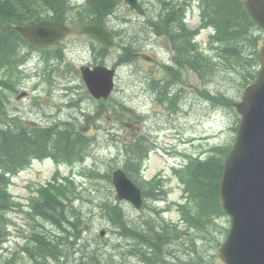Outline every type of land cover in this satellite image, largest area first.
<instances>
[{
	"label": "rangeland",
	"instance_id": "374dc122",
	"mask_svg": "<svg viewBox=\"0 0 264 264\" xmlns=\"http://www.w3.org/2000/svg\"><path fill=\"white\" fill-rule=\"evenodd\" d=\"M73 1L70 0L71 8H74L72 13L76 15L77 11L84 9V0H79L80 4ZM146 1L147 18L154 13L150 3L156 0ZM192 2L195 3V0ZM40 4L44 8V2L39 1L37 5ZM128 8L124 2L114 8L113 14L107 18V25L117 32L122 31L124 41L130 40L134 48L133 59H130L132 63L116 66V88L110 105L96 101L82 76L76 75L75 71H66L57 59L47 65L48 61L38 50L27 54L25 63L17 68L18 74L14 75L18 79L15 76L7 77L11 82H16L17 92L0 86L10 112L25 121L43 126L55 121L76 120L78 126L94 139L84 161L57 163L51 159L35 160L29 168L13 177L10 191L14 194L16 206L9 213L11 234L6 242L0 244V264H96L94 257L102 264H151L145 262L140 257L141 253L137 252V226L146 230L152 225L162 231L159 236L165 239L166 245L163 254L167 253L170 260L173 257L176 260L180 257L193 260V257L214 255L219 242L225 239L230 226L226 216L214 218L216 214H209L204 215L202 220L192 219L191 223L185 220L179 206L180 202L185 204L189 201L183 177L191 154L195 159H205L214 153L215 148L232 147L237 134L235 126L240 120L237 108L218 104L205 91L224 93L230 99L239 101L249 82L245 83L244 77L224 63L214 44L208 43V31L201 30L197 33L195 45L217 65L208 68L210 73L204 79L193 70L183 68L179 74L182 78L176 84L180 105L177 109L170 108L158 91L159 82L172 76L168 64L172 56L168 41L165 36L146 30L141 25L144 18L129 12ZM187 19L188 29L194 31L200 19L192 18L190 12ZM256 29L261 35L260 47L264 32ZM247 43L242 44L244 58L241 62L245 66L248 60L253 61L252 47ZM183 45L187 48L185 39ZM121 48L120 43L111 46L104 62L111 66L117 64ZM97 49L88 36L79 34L69 36L64 44L66 59L74 68L98 64L96 56L101 55ZM137 52H141V55ZM2 73L13 74L7 69L0 70V75ZM68 87L72 89L68 90ZM21 92H28L29 95L17 99ZM116 99L129 107L114 108ZM101 105L105 106L103 114H97V108ZM140 114L143 116L139 117ZM139 134H146L152 142L144 169L140 170L139 183L148 186L150 181L156 180L163 188L162 196L159 199L146 198L145 207L141 210H136L127 200L118 201L126 215H121L120 221L117 218L113 221L111 213L117 190L110 177L114 170L123 167V139L131 140ZM58 170L66 179L61 177L58 181L66 182L67 191L73 196V200L70 197L72 203L66 205H74L83 215L80 227L84 237L81 236L75 243L72 242L73 237L69 238L62 245L60 260L50 258L44 261L40 258L36 261L26 252V247L31 245L27 243L25 235L33 233L34 226H39L37 230L40 232L56 235L58 228L61 229L62 223L66 222L61 214L57 216L60 222L56 223L53 219L43 218L35 207H30L33 203L31 197L38 195L36 189L47 183ZM225 226L227 230L223 233L221 228ZM196 249L200 253L195 252ZM147 251L151 261L154 251ZM7 257L12 261L8 262Z\"/></svg>",
	"mask_w": 264,
	"mask_h": 264
},
{
	"label": "trees",
	"instance_id": "16d2710c",
	"mask_svg": "<svg viewBox=\"0 0 264 264\" xmlns=\"http://www.w3.org/2000/svg\"><path fill=\"white\" fill-rule=\"evenodd\" d=\"M39 1L44 2L37 5ZM100 1V3H99ZM92 0L90 9L84 13H79L74 21L78 22L87 18V15H100L111 5L112 2L121 0ZM206 18L209 17L216 28V33L212 37V43L215 50L219 52L225 64L230 65L242 77L245 83L251 82L256 77V72L260 64L259 43L261 35L257 33L256 27L261 30L249 14L244 0H205ZM115 5V3H114ZM71 8L67 0H0V70H10L13 74L2 73L0 76V86L9 88L11 91L17 90L16 82H11L7 77L18 74L17 68L25 63L27 54L22 53L24 45L30 48L38 47L29 42L16 30V24L35 22L44 17L58 18L65 20L68 9ZM107 13V12H106ZM105 14L101 15L104 16ZM100 16V17H101ZM92 17V16H90ZM187 48L183 41L175 42V65H170L171 78L159 82L158 91L164 97L165 103L170 108H177L178 97L172 90V83L181 80L179 76L181 70L185 67L196 72L201 79L207 77L208 68L217 65L211 58V62L206 53L200 51L190 31ZM173 39V38H172ZM175 41V38L173 39ZM243 42H249L252 47L253 61L248 60L247 66L242 64L244 58L242 53ZM127 56L133 59L132 44L124 46ZM46 55H53L52 50L44 47ZM59 55H63L61 52ZM233 59V60H232ZM62 60V59H60ZM130 60V61H131ZM221 65L223 66L222 62ZM250 66V67H248ZM247 67V68H245ZM17 76H15V79ZM18 79V78H17ZM207 96L213 101L226 105L234 106V100L226 94H212L205 91ZM3 91L0 89V244L7 241L11 234L9 231L11 219L9 213L16 206L14 196L9 190L12 176L17 174L23 168L28 167L34 158L53 157L57 162L74 163L85 158L92 139L85 130L78 126L79 123L73 121L53 122L50 125H35L25 121L22 117L15 115L8 109V102L3 97ZM163 102V101H162ZM120 103V102H117ZM123 107V106H122ZM104 106L97 109V114H102ZM237 130V126H235ZM235 130V129H234ZM150 138L142 135L133 137L131 140L122 142L123 168L129 176L140 181L139 175L143 163L150 150ZM231 147H218L214 153L204 159H192L187 165L184 175L186 198L188 203L182 204L181 210L186 221L191 223L193 220H202L204 215L216 214L214 218L227 216L224 210L221 194L220 182L223 175L224 163ZM111 180V178H110ZM152 180L148 186L139 183L143 189L146 198L159 199L162 187L159 182ZM69 191L66 184L55 186V190L50 188H41L39 196L32 199L31 208L39 212L43 218L53 219L54 222H60L57 218L59 214L66 220L61 225L56 235H49L47 232H40L33 228L34 232L25 235L31 246L26 247V252L36 261L43 258L44 261L50 258L60 260L62 245L74 238L73 243L82 236L81 218L82 214L74 206H67L70 201ZM106 205V204H104ZM70 208V210H68ZM111 215L114 220L120 221L123 213L112 207ZM68 210V211H66ZM61 217V218H62ZM36 227V226H34ZM221 228L222 232L227 229ZM177 230V229H174ZM158 232L154 226L141 231L139 237L142 241L160 242L162 239L152 234ZM64 234V235H61ZM68 234V235H65ZM154 247L161 248L162 245L153 244ZM159 255V253H158ZM8 262L12 259H8ZM96 264H102L101 260L94 257Z\"/></svg>",
	"mask_w": 264,
	"mask_h": 264
},
{
	"label": "water",
	"instance_id": "95a60500",
	"mask_svg": "<svg viewBox=\"0 0 264 264\" xmlns=\"http://www.w3.org/2000/svg\"><path fill=\"white\" fill-rule=\"evenodd\" d=\"M126 1L133 9L144 12L138 0ZM246 5L253 19L264 28V0H246ZM17 29L30 41L44 45L57 43L68 33H87L104 43L113 42V34L100 21L69 27L45 19L18 25ZM260 54L257 78L247 85L242 100L236 103L242 117L221 182L224 208L232 218L228 237L219 249L226 264H264V40ZM83 76L98 98L107 97L114 88V69L87 67L83 68ZM114 183L119 199L130 200L137 208L142 206V190L124 170L115 171Z\"/></svg>",
	"mask_w": 264,
	"mask_h": 264
},
{
	"label": "flooded vegetation",
	"instance_id": "af4514ba",
	"mask_svg": "<svg viewBox=\"0 0 264 264\" xmlns=\"http://www.w3.org/2000/svg\"><path fill=\"white\" fill-rule=\"evenodd\" d=\"M174 23L173 20L169 17V19H163V16L160 14V10L155 11L152 14V30L157 31V30H163L164 29H169L173 27ZM180 25L179 21H176L175 27L177 28ZM170 26V27H169Z\"/></svg>",
	"mask_w": 264,
	"mask_h": 264
}]
</instances>
